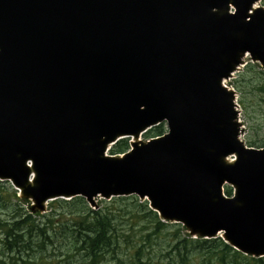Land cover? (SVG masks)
<instances>
[{"label": "water", "instance_id": "obj_1", "mask_svg": "<svg viewBox=\"0 0 264 264\" xmlns=\"http://www.w3.org/2000/svg\"><path fill=\"white\" fill-rule=\"evenodd\" d=\"M261 2L0 0V182L41 213L136 196L264 258V148L240 139L225 87L247 57L264 70ZM123 139L131 150L110 156Z\"/></svg>", "mask_w": 264, "mask_h": 264}, {"label": "trees", "instance_id": "obj_2", "mask_svg": "<svg viewBox=\"0 0 264 264\" xmlns=\"http://www.w3.org/2000/svg\"><path fill=\"white\" fill-rule=\"evenodd\" d=\"M233 88L252 127L249 147L264 148V70L249 63L234 80ZM166 132L162 124L145 137L149 140ZM129 149L130 140L125 139L110 155H123ZM225 193L232 197L234 189L227 186ZM5 206L10 208L8 202ZM50 207L51 213L39 214V221L28 213L15 212L4 224L8 250L18 255L12 264H55L62 257L60 264H82L85 260L89 261L85 264H264V258L246 256L221 238H192L182 225L163 222L147 201L136 196L115 198L97 210L82 197L57 200ZM36 249L41 254L39 262L20 257L22 250L30 253Z\"/></svg>", "mask_w": 264, "mask_h": 264}, {"label": "rangeland", "instance_id": "obj_3", "mask_svg": "<svg viewBox=\"0 0 264 264\" xmlns=\"http://www.w3.org/2000/svg\"><path fill=\"white\" fill-rule=\"evenodd\" d=\"M245 60H246L247 64L250 63V57H247ZM244 69L245 68H241L240 72L242 73V71ZM238 75L239 74H236L233 79L228 80L226 83V85L231 90H234L233 89V82H234V80L237 79ZM238 103H239V96L237 95V104ZM239 111H240V122L242 124V130H243V134H241L240 139L246 145H248L249 136L253 134L252 127L246 121L244 114H243V109L241 107H239ZM256 137H257V135L255 134L254 138H256ZM142 140L147 141L145 135H143ZM130 142H131V139H130ZM2 184L4 187L1 186L2 189H0V198L2 199V200H0V264H12L13 263L12 259L16 258L18 255L16 252H11L8 250V247L6 244V239H5L6 232H5V229L3 227L4 224L9 222V219L12 218V214H14L15 212H17V213H20V212L28 213V214L32 215L33 218L36 219V221H39V219H40L39 214H40V216L45 215V214H49V213H51V211L53 209L50 207V204L52 203V202H50L47 205V210L45 212L41 213L39 211H36L33 208L32 202L30 200L21 198L20 193L18 191H16L9 182L2 183ZM5 202L9 203L10 208H7V206H5ZM107 202L110 203V201L104 200L101 197L96 198L95 199V208L97 207L99 209L100 207L105 206V204L107 205L108 204ZM18 210H20V211H18ZM49 253H51V248H50V251L47 252V254H49ZM40 255L41 254H39V252H37V249L35 251L30 252V253L22 250L20 257L26 258L25 260H32V261L39 262ZM77 258L82 259L81 256H79ZM62 259H63V257L57 258L55 261V264H60V261ZM86 262H89V261L85 260L84 262H82V264H85ZM110 264H112V263H110Z\"/></svg>", "mask_w": 264, "mask_h": 264}, {"label": "bare ground", "instance_id": "obj_4", "mask_svg": "<svg viewBox=\"0 0 264 264\" xmlns=\"http://www.w3.org/2000/svg\"><path fill=\"white\" fill-rule=\"evenodd\" d=\"M226 87V86H225Z\"/></svg>", "mask_w": 264, "mask_h": 264}]
</instances>
